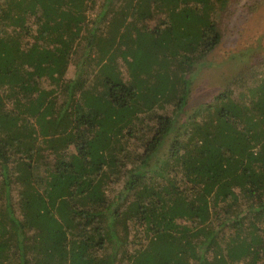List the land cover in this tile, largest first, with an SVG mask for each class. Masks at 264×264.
Returning a JSON list of instances; mask_svg holds the SVG:
<instances>
[{"label":"trees","instance_id":"16d2710c","mask_svg":"<svg viewBox=\"0 0 264 264\" xmlns=\"http://www.w3.org/2000/svg\"><path fill=\"white\" fill-rule=\"evenodd\" d=\"M232 2L0 0V264H264V58L186 113Z\"/></svg>","mask_w":264,"mask_h":264},{"label":"rangeland","instance_id":"374dc122","mask_svg":"<svg viewBox=\"0 0 264 264\" xmlns=\"http://www.w3.org/2000/svg\"><path fill=\"white\" fill-rule=\"evenodd\" d=\"M222 27V42L194 73L187 114L222 90L243 68L264 58V0H233ZM74 75L71 65L67 77Z\"/></svg>","mask_w":264,"mask_h":264}]
</instances>
